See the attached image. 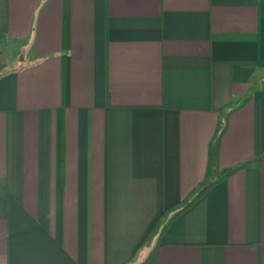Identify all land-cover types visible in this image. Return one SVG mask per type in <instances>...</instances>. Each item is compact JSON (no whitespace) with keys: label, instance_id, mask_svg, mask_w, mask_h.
Instances as JSON below:
<instances>
[{"label":"crops","instance_id":"0c3cea01","mask_svg":"<svg viewBox=\"0 0 264 264\" xmlns=\"http://www.w3.org/2000/svg\"><path fill=\"white\" fill-rule=\"evenodd\" d=\"M141 263L264 264V0H0V264Z\"/></svg>","mask_w":264,"mask_h":264},{"label":"trees","instance_id":"16d2710c","mask_svg":"<svg viewBox=\"0 0 264 264\" xmlns=\"http://www.w3.org/2000/svg\"><path fill=\"white\" fill-rule=\"evenodd\" d=\"M241 167H243V166H239V167H237V168H234V169H232L231 171H234V170H236V169H239V168H241ZM211 185V184H210ZM210 185H207V186H204L193 198H192V200L190 201V203L191 202H193L195 199H197L200 195H202L206 190H207V188L210 186ZM187 205H189V204H187ZM141 264H143V263H141Z\"/></svg>","mask_w":264,"mask_h":264}]
</instances>
